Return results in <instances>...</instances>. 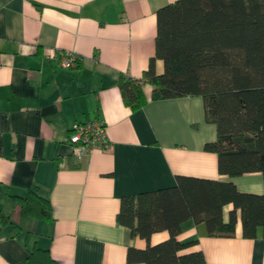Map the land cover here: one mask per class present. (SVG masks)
Instances as JSON below:
<instances>
[{"label": "crops", "instance_id": "0c3cea01", "mask_svg": "<svg viewBox=\"0 0 264 264\" xmlns=\"http://www.w3.org/2000/svg\"><path fill=\"white\" fill-rule=\"evenodd\" d=\"M174 0H0V264H28V250L48 249L57 264H122L145 240L117 222L120 199L175 184L178 175L229 180L261 193V173L220 175L216 139L199 95L125 104L120 75L141 79L155 54L156 11ZM67 51L71 67L59 61ZM154 68L162 71L156 58ZM100 121L108 148L77 158L69 133ZM47 198L51 218L23 215L17 196ZM230 208L227 205L226 212ZM165 232L151 237L157 242ZM178 239L195 240L199 264H264V237L207 233L184 220Z\"/></svg>", "mask_w": 264, "mask_h": 264}, {"label": "trees", "instance_id": "16d2710c", "mask_svg": "<svg viewBox=\"0 0 264 264\" xmlns=\"http://www.w3.org/2000/svg\"><path fill=\"white\" fill-rule=\"evenodd\" d=\"M78 58V56H77ZM162 62L157 73L154 61ZM150 99L199 95L216 139L204 148L217 154L220 175L261 173L264 178V0H174L156 11L155 54L141 79L120 75L122 99L131 108ZM23 215L51 218L49 200L29 191L17 196ZM230 205L226 212L225 208ZM117 222L145 240L129 247L122 264H199L195 240L178 239L181 223H204L207 233L264 237V191H239L233 182L178 175L175 184L121 197ZM166 237L152 242L151 237ZM28 264H57L48 249L34 246Z\"/></svg>", "mask_w": 264, "mask_h": 264}, {"label": "built area", "instance_id": "2783aa9c", "mask_svg": "<svg viewBox=\"0 0 264 264\" xmlns=\"http://www.w3.org/2000/svg\"><path fill=\"white\" fill-rule=\"evenodd\" d=\"M77 55L74 51L65 52L59 63L63 67H71L75 64ZM68 140L72 146V153L80 158L96 146L109 147L105 136L103 124L100 121H83L74 123Z\"/></svg>", "mask_w": 264, "mask_h": 264}]
</instances>
